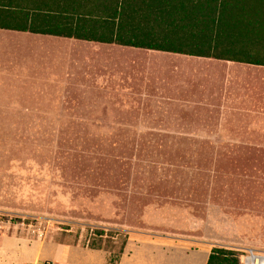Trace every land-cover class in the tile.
I'll use <instances>...</instances> for the list:
<instances>
[{"label": "rangeland", "instance_id": "rangeland-1", "mask_svg": "<svg viewBox=\"0 0 264 264\" xmlns=\"http://www.w3.org/2000/svg\"><path fill=\"white\" fill-rule=\"evenodd\" d=\"M67 94L62 103L54 89L0 87V106L14 105L0 108V248L14 245L7 264H110L124 235L142 264L148 251H180L139 238L264 255V144L203 145L195 122L157 120L100 91ZM160 121L186 129L150 128ZM93 239L108 251L89 248ZM182 253L174 264L202 260Z\"/></svg>", "mask_w": 264, "mask_h": 264}, {"label": "crops", "instance_id": "crops-1", "mask_svg": "<svg viewBox=\"0 0 264 264\" xmlns=\"http://www.w3.org/2000/svg\"><path fill=\"white\" fill-rule=\"evenodd\" d=\"M5 83L54 89L62 103L70 96L67 92L100 91L108 99L119 98L125 108L152 110L157 120L197 123V138L203 145L264 144L241 141L264 140V66L0 29V87ZM158 124L164 125L150 128L186 129L163 121ZM241 131L246 133L242 136ZM8 238L3 236V241L8 243ZM139 239L180 251H148L151 261L146 264H164L169 257V264H174V254L193 251L201 253L199 264H206L211 251H188L155 239ZM2 248L0 264L10 263L14 245L10 251ZM160 255L164 261L157 260ZM61 259H66L65 249ZM117 264L142 263L125 247Z\"/></svg>", "mask_w": 264, "mask_h": 264}, {"label": "trees", "instance_id": "trees-1", "mask_svg": "<svg viewBox=\"0 0 264 264\" xmlns=\"http://www.w3.org/2000/svg\"><path fill=\"white\" fill-rule=\"evenodd\" d=\"M0 29L264 66V0H0ZM206 264L240 263L212 248Z\"/></svg>", "mask_w": 264, "mask_h": 264}, {"label": "built area", "instance_id": "built-area-1", "mask_svg": "<svg viewBox=\"0 0 264 264\" xmlns=\"http://www.w3.org/2000/svg\"><path fill=\"white\" fill-rule=\"evenodd\" d=\"M255 256H260V257L264 258V255H256L251 250H248V251H245L244 253H241V255H239L237 258H238L240 264H252L251 258H253ZM263 264H264V261H263Z\"/></svg>", "mask_w": 264, "mask_h": 264}, {"label": "bare ground", "instance_id": "bare-ground-1", "mask_svg": "<svg viewBox=\"0 0 264 264\" xmlns=\"http://www.w3.org/2000/svg\"><path fill=\"white\" fill-rule=\"evenodd\" d=\"M264 258L260 256H255L251 258L252 264H263Z\"/></svg>", "mask_w": 264, "mask_h": 264}]
</instances>
